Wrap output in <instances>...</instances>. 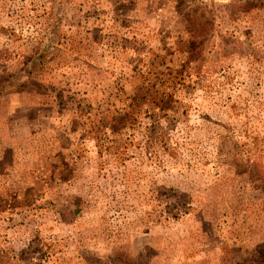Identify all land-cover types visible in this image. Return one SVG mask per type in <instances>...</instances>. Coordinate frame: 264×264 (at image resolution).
<instances>
[{
	"label": "rangeland",
	"instance_id": "obj_1",
	"mask_svg": "<svg viewBox=\"0 0 264 264\" xmlns=\"http://www.w3.org/2000/svg\"><path fill=\"white\" fill-rule=\"evenodd\" d=\"M0 264H264V0H0Z\"/></svg>",
	"mask_w": 264,
	"mask_h": 264
}]
</instances>
